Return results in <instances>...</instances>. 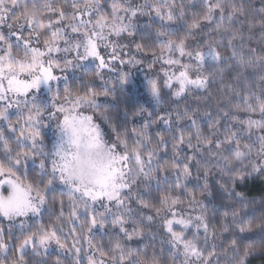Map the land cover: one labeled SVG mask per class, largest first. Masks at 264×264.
<instances>
[{
  "label": "snow or ice",
  "instance_id": "1",
  "mask_svg": "<svg viewBox=\"0 0 264 264\" xmlns=\"http://www.w3.org/2000/svg\"><path fill=\"white\" fill-rule=\"evenodd\" d=\"M260 7L264 33V0ZM201 9L189 18L176 0H71L70 9L57 0H0V218L8 222L7 230L0 226V264H6L10 252L11 264H28L29 250L40 257L53 245L71 253L74 264H161L155 254L149 258L131 246L133 241H143L145 228L151 230L156 222L166 233L162 244L174 254V261L219 264L215 244L208 246L217 233L204 201L188 185L195 178L203 180L207 189L209 174L215 170L225 197L244 201V193L236 190L239 184L253 173L264 175V94L254 102L251 93L234 101L235 110L219 107L216 113L205 110L201 115L197 105L196 110L168 111L158 119L172 133L171 140L160 135L155 143L149 132L156 123L151 112L142 130L129 131L100 112L99 101L100 96L115 94V83L102 75L105 69L116 71L117 61L133 66L144 62L126 51L135 41L123 43L121 38L137 35L138 18L153 13L154 21H159L158 50L139 43L135 48L138 53L150 52V68L161 66L162 77L146 78L147 91L157 105L162 88L169 89L177 101L193 90L206 93L210 75L204 74L206 66L234 61L236 69L256 64L264 68V54L250 48L246 58L238 50L244 46V36L233 29L237 21L244 23L241 16L248 15L243 5L202 0ZM248 27H255V18ZM202 35L209 38L189 43ZM237 40L240 45L234 43ZM221 48L231 49V55L224 57ZM86 61L96 63L95 76L103 85L99 91L93 83L83 90L69 85L68 72ZM240 74L237 71V77ZM117 80L127 84L128 74L121 72ZM43 93L49 98H42ZM145 111L141 106L132 117ZM96 113L111 136L94 118ZM257 113L258 119L254 118ZM52 120L57 136L47 149L42 130ZM5 131L12 135L6 136ZM169 143L170 161L160 154L167 153ZM37 159L39 171L29 180L27 164ZM57 191L67 197V203L60 199L59 213L45 223L49 196ZM228 215L225 211L224 216ZM237 215L233 210L239 232H252L251 225L235 221ZM257 227L264 229V225ZM223 231H228L227 224ZM97 232L114 239L107 247L97 244ZM231 249L227 264H245L254 252L245 248L241 254L236 239ZM55 264H60L59 258Z\"/></svg>",
  "mask_w": 264,
  "mask_h": 264
},
{
  "label": "trees",
  "instance_id": "2",
  "mask_svg": "<svg viewBox=\"0 0 264 264\" xmlns=\"http://www.w3.org/2000/svg\"><path fill=\"white\" fill-rule=\"evenodd\" d=\"M57 2L63 4L66 9H70L71 0H57ZM136 2L139 3L142 2V0H136ZM176 2L178 7L182 5L185 8L189 18H191L193 14L202 10V0H176ZM226 2L243 5L245 11L248 13L246 17H240V21H244V23L237 21L235 28L233 29L234 31H242L244 36V46L242 49L238 48V50L242 51L246 58L250 48L256 49V53L258 55L264 54V33H261L260 31V16L262 14L260 7L261 0H226ZM154 16L155 14L153 13L152 16L139 17L136 21L138 26L137 35H124L121 38L123 43L135 41V43L130 44L129 49H126V51L134 53L137 59H142L144 61L142 64L135 66H131V64H124L127 66L126 70H128L127 73L130 76L138 69L139 65L140 69L143 67L145 69L147 67L146 64L151 60L150 52L145 54L138 53L136 51V43L144 45L147 48H155L158 50V44L156 43L157 37L155 33L158 29L159 21H154ZM253 18H255V27L249 29L248 22L252 21ZM227 24L228 22L225 21V26H227ZM176 27H179V25H176ZM4 31H7V29L5 28ZM183 34V31L179 33V35ZM211 35L216 36L217 34L211 33ZM208 38V35H202L201 37H197L195 40H190L189 43L194 45L197 40ZM234 43L240 45L241 41L237 40L234 41ZM101 49V53L105 54L106 50L104 48ZM221 52L226 58L231 55V49L221 48ZM96 70L97 68L94 65H83L81 68L75 70V72H68L69 85L83 90L84 85L93 83L98 86L97 91H99L103 85L95 76ZM237 71L241 73L239 77H237ZM205 73L206 75L210 74L209 79H211L207 92L190 98H183L178 105L174 104L170 109L164 107L166 103L163 101H160V104L157 105L149 95L146 85H140V87L142 86L141 91H133L132 88L128 87V84H119L117 80L119 74L111 76L102 73L105 80H111L116 86L114 95L110 94L107 97H99V101L102 105L100 112L110 115L113 122L117 125H126L129 131L133 127H135L138 131L142 130L148 112H151L153 114L152 119H155L156 123L151 125L149 132L153 142L155 143V141L159 139L160 135H163L166 140H171L172 133L169 132L163 123L158 119V116L164 115L168 111H183L186 107L196 110L197 105L200 106L199 111L201 115L205 110L216 113L219 107H227L231 110H235L234 101L241 100L244 96L251 93L252 95L249 98L252 102H254L255 97L264 94V80L260 79L261 76H264V68H261L259 64L245 69H236L235 62L233 61L230 64L206 66ZM108 86L111 88L112 84L110 83ZM43 98L48 99L49 97ZM163 99L164 98H162V100ZM141 106H143L146 111L141 116L133 118L132 113L137 111ZM238 114L245 117L248 115L244 112H240ZM94 118L111 136L112 134L108 125L100 120L99 113H96ZM174 118L175 117L173 116V119ZM254 118L258 119L259 114H255ZM13 119H15V117H13ZM53 121L54 122L51 121L52 123L50 122V126L45 127L42 130V143L47 149H50L53 145V140L49 134L50 129L56 122L55 120ZM0 125H2V122H0ZM202 128L203 131L207 133L208 126L204 124L202 125ZM5 135L11 136L12 134L5 131ZM253 139H255V137H253ZM12 146L15 147V144L12 143ZM171 148V143H169L167 146V153L163 151L160 153L161 156L166 155L168 161L171 160L172 156ZM185 151L187 152L188 150L185 149ZM253 152L255 154V149ZM38 163V159L35 163L32 161L28 162L27 175L29 180L33 179L39 171ZM203 170L204 169L201 168V172ZM193 176L195 177V170H193ZM218 179V175L215 173V170H213L208 177L207 189L204 187L203 180L197 181L195 178H193L188 185L189 191L196 192L198 198L204 201V204L206 205V214L217 233L214 240L211 238L209 239V248H211L214 243L216 251L219 254V264H227V262L232 259L231 241L236 239L237 247L241 249V254L245 248L254 249L253 254L246 258L245 264H264V251L261 250V245L264 244V229L257 227V225H264V175L253 173L247 178L245 183L239 184L236 190L244 193L245 199L243 202L227 199L217 183ZM171 180H174V177L170 179L168 186H170ZM196 185H199V187H195ZM164 186L165 185L162 183L161 187ZM201 192H204V195L201 196ZM152 195L154 197L155 192H153ZM60 199H64L67 203V197H61L59 191L49 196V204L43 213V220L45 223L59 213L58 201ZM184 207L187 208V201L185 202ZM233 210H235L238 214L235 221L241 222L245 226L251 225L253 227L252 232H239L237 223L234 222L232 216ZM143 211L147 212L148 210L144 209ZM225 211L229 213L227 217L224 216ZM65 213H67V208H65ZM225 224L228 226L227 232L223 231V226ZM0 226H3L5 230H7L8 223L0 218ZM145 235L146 238L143 241L131 242V246L133 248H138L140 254L146 255L149 258L155 254L160 259L161 264H182L181 260L174 261V254L170 253L166 244H162V241L166 238V233L163 232L159 222H156L155 226L152 227L151 230H149V227H146ZM153 235H155V239H152ZM113 239L114 238L110 235H105L103 232H97L94 242L97 244H104L105 247H107L108 243ZM200 242L201 244L204 243L203 236H201ZM225 252H227V255L224 254ZM12 258L13 256L10 252L6 264H11ZM57 258L60 259V264H74V256L71 253L60 251L55 245L49 248L46 255L40 257L32 256L29 250V255L26 257V260L28 261V264H35L37 260H45L47 264H55Z\"/></svg>",
  "mask_w": 264,
  "mask_h": 264
},
{
  "label": "rangeland",
  "instance_id": "3",
  "mask_svg": "<svg viewBox=\"0 0 264 264\" xmlns=\"http://www.w3.org/2000/svg\"><path fill=\"white\" fill-rule=\"evenodd\" d=\"M101 50L102 49H100V51ZM125 59H127V57H125ZM149 62L150 61H148V63L146 64L147 67L145 69H144V67L142 69H140L139 68L140 65H139V67H138L137 70L134 69L135 71H134L133 74H131V76L128 75V83L127 84H128V87L132 88L133 91H141L142 86L140 87V85H142V84L143 85H147V79L146 78H157L158 76L159 77H162L163 73L161 71L160 64H157V65L155 64V65H153L150 68L149 67ZM84 65H86V66H92V65L96 66V63L93 62V61H86L84 63ZM125 65H129V64L125 63ZM125 65L124 64L121 65L119 63V61H117L115 63L116 71L108 72L107 69H105L103 71V73H105V75H111V76H115V75L119 74L120 72L127 73L128 70H126L127 66H125ZM165 67H167V66H165ZM203 71H204V74L206 75L205 68L203 69ZM210 82H211V79H209V83ZM200 94H205V92L204 91H199L198 92L197 90H193V92L187 94L185 98H190V97H193V96H196V95H200ZM43 97H46L47 98L48 97V94L47 93H43L42 94V98ZM162 98H164V99L162 100ZM182 99L183 98H181L179 101H177L175 97H172L170 95V90L169 89L162 88V91H161V101H163V102L166 103V105L164 107H167L168 109H170L171 107H173L174 104H177L178 105ZM52 122H54V121L52 120ZM101 127L106 132V130L104 129V127L103 126H101ZM49 134L51 135V138H52L53 143H54L55 140H56V136H57V132H56V122L53 124L52 128L50 129ZM4 221L6 223H8L6 220H4Z\"/></svg>",
  "mask_w": 264,
  "mask_h": 264
}]
</instances>
